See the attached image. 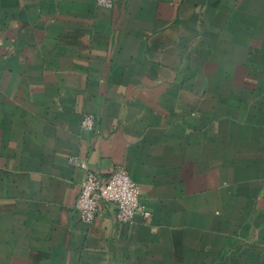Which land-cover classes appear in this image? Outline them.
Returning a JSON list of instances; mask_svg holds the SVG:
<instances>
[{
  "label": "crops",
  "instance_id": "0c3cea01",
  "mask_svg": "<svg viewBox=\"0 0 264 264\" xmlns=\"http://www.w3.org/2000/svg\"><path fill=\"white\" fill-rule=\"evenodd\" d=\"M263 124L264 0H0V264H244L228 198L264 177ZM75 155L151 215L83 221Z\"/></svg>",
  "mask_w": 264,
  "mask_h": 264
},
{
  "label": "built area",
  "instance_id": "2783aa9c",
  "mask_svg": "<svg viewBox=\"0 0 264 264\" xmlns=\"http://www.w3.org/2000/svg\"><path fill=\"white\" fill-rule=\"evenodd\" d=\"M102 7H112L116 0H96ZM85 129L95 130L96 117L86 114L81 120ZM71 161L84 171L80 192L75 208L81 219L93 223L103 207L110 205L114 210L117 221L132 223L139 214L144 217L151 215L150 209L142 200V191L138 183L131 177L129 171L123 167L113 169L108 175L102 176L90 168L87 161L75 155Z\"/></svg>",
  "mask_w": 264,
  "mask_h": 264
},
{
  "label": "rangeland",
  "instance_id": "374dc122",
  "mask_svg": "<svg viewBox=\"0 0 264 264\" xmlns=\"http://www.w3.org/2000/svg\"><path fill=\"white\" fill-rule=\"evenodd\" d=\"M229 72H232L230 68ZM222 89L230 94L227 96V104L229 105V112L232 113L234 108V86H223ZM228 117V136L230 137L228 147L231 149L233 148L231 144H234L239 136L236 133L235 119H232L230 116ZM256 129L263 140L260 157H264V127L259 126ZM242 137L245 138V136ZM262 166L264 167L263 161ZM243 186L245 197L228 198L227 219L229 227L236 226L237 230L233 232L238 233V237L243 238L242 245L237 240H233L231 245L232 250H229V252H235L236 249L239 252V249H241L244 264H264V177L260 180L258 179V181H251L249 179L243 183ZM257 190L259 191V197L252 199L250 194H255ZM235 257H237L236 254ZM256 259L258 263H255Z\"/></svg>",
  "mask_w": 264,
  "mask_h": 264
}]
</instances>
